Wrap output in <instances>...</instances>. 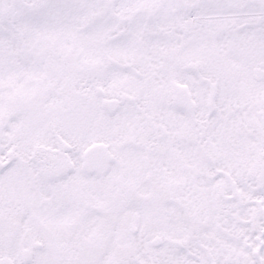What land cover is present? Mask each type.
Returning a JSON list of instances; mask_svg holds the SVG:
<instances>
[{
  "label": "snow or ice",
  "instance_id": "6c2138e0",
  "mask_svg": "<svg viewBox=\"0 0 264 264\" xmlns=\"http://www.w3.org/2000/svg\"><path fill=\"white\" fill-rule=\"evenodd\" d=\"M0 264H264V0H0Z\"/></svg>",
  "mask_w": 264,
  "mask_h": 264
}]
</instances>
